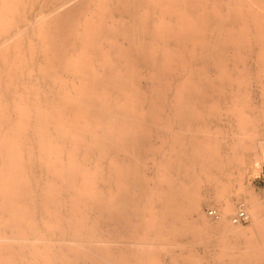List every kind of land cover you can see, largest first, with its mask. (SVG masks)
<instances>
[{
	"label": "bare ground",
	"instance_id": "6f19581e",
	"mask_svg": "<svg viewBox=\"0 0 264 264\" xmlns=\"http://www.w3.org/2000/svg\"><path fill=\"white\" fill-rule=\"evenodd\" d=\"M209 1L0 0V264H163L164 237L218 232L216 264H264V204H245L249 227L228 197L216 221L189 219L204 180L229 192L206 119L230 92L244 113L264 73V0Z\"/></svg>",
	"mask_w": 264,
	"mask_h": 264
},
{
	"label": "rangeland",
	"instance_id": "374dc122",
	"mask_svg": "<svg viewBox=\"0 0 264 264\" xmlns=\"http://www.w3.org/2000/svg\"><path fill=\"white\" fill-rule=\"evenodd\" d=\"M211 1H209V4L212 3ZM49 12L50 11L47 13ZM113 12L116 13L115 10H113ZM41 13L42 12L39 7L33 10L29 25L37 23V18L40 19L38 15H41ZM34 20L36 22H34ZM3 40L4 39H0V42ZM232 46H235V44ZM259 47L260 46H256V50H260ZM255 67H257V65ZM139 69L143 71L144 75L146 76V69L144 67H139ZM236 72L244 74L246 69L240 67L236 69ZM259 73L260 74L250 78L247 85L244 87L245 90L248 88L247 92L249 94L251 93L249 101L251 105L247 106L242 104L241 106V108L243 107L244 113L237 115L230 111L229 107L232 108L235 102V97H233L230 92V94L225 99L220 98L219 100L221 101L220 103L222 105L221 115H219V117H215L216 119L213 117H211L213 119H206V121L208 120L207 123L210 125V128L213 130V134L218 136L221 143V156L222 159L226 160V169L224 173L221 174V178L223 179L224 183L228 185L229 192L227 193V196H220L216 193L217 187L215 188L211 186L210 183L204 180L202 182V188L200 189V210L193 211L189 215L190 221H199L202 215L206 216V218L210 221H216V219H218L221 215V210L227 197L230 198L234 204V209L230 212L231 214H227L228 221L230 220L233 225L235 222L232 221L231 217L237 211L241 201L245 202L246 205L248 203L249 205L250 203L252 204V200L259 202L260 204H264V147H259L260 143L264 142V96L262 94V84L260 81H264V73ZM144 84L146 85L145 79L142 81V85ZM176 84L177 83H175V86ZM176 89L177 87L171 92H175ZM173 94L174 93L169 95L170 99H172ZM141 127H143V125L139 124L138 128ZM162 134V128H158L154 131L152 137V146L145 153V156H147L148 160V174L151 177V180H155L157 175L161 176L162 170H160L158 163L165 159L166 155H168V152H162L160 149L164 142V137ZM253 135H255V137ZM244 136H250L248 139H251L250 141L254 143V149L252 148V144L249 150H243L244 140L241 139L246 138V140H248L247 137ZM255 143L258 145L257 147L255 146ZM97 161L98 159L96 154L91 155L88 158L89 167H94ZM197 175L200 177L203 176L201 168L197 169ZM220 187H222V185H219L218 189H220ZM212 207L218 209L219 214L217 216L211 215L209 213V208ZM251 223L252 221L250 217L248 221L237 225H241V227H249ZM220 237L221 234L219 232L216 234H209L208 236H204L202 238L194 234L185 235L179 238L164 237L158 243V248L162 253V263L216 264V261H218L216 258H219L217 253H219L221 249L217 243ZM180 243H182L184 246H180ZM169 247L170 249L172 248V251H167ZM182 252L185 254L187 252L188 255H191L195 258V261L190 258L188 259V257H186L187 255H183ZM98 261H102V258L99 257ZM77 263L79 264V261Z\"/></svg>",
	"mask_w": 264,
	"mask_h": 264
},
{
	"label": "built area",
	"instance_id": "2783aa9c",
	"mask_svg": "<svg viewBox=\"0 0 264 264\" xmlns=\"http://www.w3.org/2000/svg\"><path fill=\"white\" fill-rule=\"evenodd\" d=\"M209 213L211 215L217 216L219 211L217 208L212 207L209 208ZM231 219L235 223H244L250 219V215L245 207V202H240L237 211L232 215Z\"/></svg>",
	"mask_w": 264,
	"mask_h": 264
}]
</instances>
